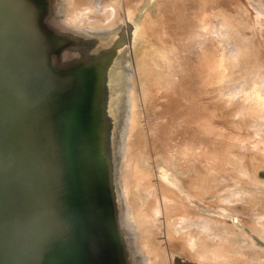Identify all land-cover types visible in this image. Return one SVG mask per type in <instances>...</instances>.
Listing matches in <instances>:
<instances>
[{"label": "water", "instance_id": "1", "mask_svg": "<svg viewBox=\"0 0 264 264\" xmlns=\"http://www.w3.org/2000/svg\"><path fill=\"white\" fill-rule=\"evenodd\" d=\"M252 0H0V264H203L264 255L230 210L264 153Z\"/></svg>", "mask_w": 264, "mask_h": 264}, {"label": "rangeland", "instance_id": "2", "mask_svg": "<svg viewBox=\"0 0 264 264\" xmlns=\"http://www.w3.org/2000/svg\"><path fill=\"white\" fill-rule=\"evenodd\" d=\"M252 3L256 7L258 18L256 31L264 50V0H252ZM254 99L257 110L264 108V74L263 97H254ZM210 134L214 152L224 150V144L231 146L227 151L226 164H231V169L243 167L253 183L252 195H249L244 187L233 188L230 210L236 215L237 221H241V215H264V153L252 151L251 145L237 136H224L219 130H211ZM242 248L232 253L229 250L209 251V260H203V264H264V255L252 251L258 249L256 244Z\"/></svg>", "mask_w": 264, "mask_h": 264}, {"label": "bare ground", "instance_id": "3", "mask_svg": "<svg viewBox=\"0 0 264 264\" xmlns=\"http://www.w3.org/2000/svg\"><path fill=\"white\" fill-rule=\"evenodd\" d=\"M251 199H253V198H251ZM251 202H252V200H251ZM254 203H255V202H254ZM254 203H253V204H254ZM257 204H259V203H257ZM251 206H252V205H251ZM254 212H256V211H254ZM259 214H260V213H259ZM263 214H264V213H263ZM243 248H244V247H243ZM243 248H242V249H243ZM217 251H218V250H217ZM211 252H212V251H211ZM230 253H232V252L230 251ZM231 255H232V254H231ZM209 256H210V255H209ZM235 256H236V255H235ZM213 257H214V256H213ZM239 257H240V256H239ZM210 258H211V257H210ZM237 258H238V257H237ZM242 258H243V257H242ZM250 258H251V257H250ZM212 259H213V258H212ZM251 259H252V258H251ZM247 260H248V259H247ZM212 261H213V260H212ZM258 261H259V260H258ZM242 262H243V261H242ZM242 262H241V263H242ZM245 262H246V261H245ZM246 263H247V262H246ZM251 263H252V262H251ZM254 263H255V262H254ZM256 263H257V262H256ZM258 263H259V262H258ZM261 264H262V263H261Z\"/></svg>", "mask_w": 264, "mask_h": 264}, {"label": "flooded vegetation", "instance_id": "4", "mask_svg": "<svg viewBox=\"0 0 264 264\" xmlns=\"http://www.w3.org/2000/svg\"><path fill=\"white\" fill-rule=\"evenodd\" d=\"M60 1V0H59Z\"/></svg>", "mask_w": 264, "mask_h": 264}]
</instances>
